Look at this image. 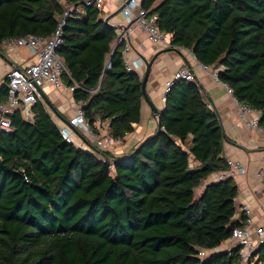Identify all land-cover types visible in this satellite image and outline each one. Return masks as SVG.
Masks as SVG:
<instances>
[{"label":"trees","instance_id":"1","mask_svg":"<svg viewBox=\"0 0 264 264\" xmlns=\"http://www.w3.org/2000/svg\"><path fill=\"white\" fill-rule=\"evenodd\" d=\"M155 2L141 0L171 34L169 48L185 47L202 63L223 65L219 79L260 112L264 125V0ZM70 3L81 8L67 18L57 48L68 69L63 81L83 86L73 94L90 122L110 118L109 133L123 136L141 119L142 76L126 68L125 41L113 50L116 30L97 7L83 0H0V50L10 36L50 35ZM6 94L2 82L0 101ZM33 109L39 114L34 121L16 109L12 129L0 132V264L239 261L238 246L231 255L199 254L229 238L245 214L236 217L232 176L199 189L213 172L228 168V137L198 78L177 79L158 115L161 130L138 150L111 153L112 161L93 143L67 141L40 99ZM256 255L264 260V243Z\"/></svg>","mask_w":264,"mask_h":264},{"label":"crops","instance_id":"2","mask_svg":"<svg viewBox=\"0 0 264 264\" xmlns=\"http://www.w3.org/2000/svg\"><path fill=\"white\" fill-rule=\"evenodd\" d=\"M160 1L162 0H156L155 5L160 3ZM121 5L122 0L108 1L100 15L103 18L107 15H111L109 19L111 23H124L125 17L122 11L114 13ZM78 8L80 9L81 6ZM119 13L121 15H119ZM115 30L117 35L114 43L122 29L118 28ZM169 36H171V34ZM127 42L131 44L132 48L125 54V60L127 58L132 61L138 57H141L143 60L145 58L153 59L146 88L150 97L160 110L164 107L165 103L161 100V94L164 91L166 80L173 76L174 71L182 63H188L194 69L196 78L199 79L203 86L206 99L210 104L211 100L214 102L219 112L223 129L228 137L224 141L223 155L226 158L230 157L238 159L242 165L246 167L245 172L235 171L234 173H231L228 164L226 170L216 171L209 175V177L202 182L199 189L203 190L207 182L211 180H216L224 176H232L238 184V194L235 198L236 207L240 208L243 204H248L252 209L250 216L253 219L254 224L264 226V187L257 176L258 169L264 166V132L252 129L246 120L239 119L236 101L233 96L227 92L222 82L215 79L210 71L204 70L201 67L200 61L196 58L191 49L185 47L170 49L169 46L163 43L149 39L146 33L137 26H132L130 28ZM1 46L0 81L3 80L6 71L10 67L14 65H25L36 59L35 53L27 47ZM145 67L146 66L144 65L137 70L142 77ZM107 75L108 74L105 76ZM65 86L56 87L51 82H46L42 87L55 109H53L43 97L40 98L59 127L68 124L66 121H70L75 117L77 107L80 104V102L75 99L73 91L68 90ZM32 112L33 120L23 119L34 121L39 114L35 112L33 107ZM102 124L109 131L110 118L102 119ZM76 128L77 129L74 131L76 142L86 148H93L91 143L94 144V140L86 133V131L80 128L78 129V127ZM157 129L158 115L143 98L141 119L134 123V129L131 131L130 137L124 144L118 146L116 154L124 153L132 146H137L141 141L146 139V137L154 134ZM192 162L193 164L199 163L194 159H192ZM239 216L240 214L237 213L236 217L238 218ZM234 245V241L229 237L220 245L207 250L210 251V253L224 251ZM257 249L254 250L249 257L252 256Z\"/></svg>","mask_w":264,"mask_h":264},{"label":"built area","instance_id":"3","mask_svg":"<svg viewBox=\"0 0 264 264\" xmlns=\"http://www.w3.org/2000/svg\"><path fill=\"white\" fill-rule=\"evenodd\" d=\"M108 1L117 0H83V3L97 7L101 13ZM122 4H124V6L121 11L124 14L125 22L121 23L122 31L117 36L116 42L125 41L124 56L132 48L131 44L127 42L132 26L140 27L152 41H157L167 46L171 45L170 33L162 31L158 27L157 15L149 14V9L142 5L141 0H122ZM77 7V4H68L58 26L48 36L29 33L10 36L1 40V45L5 47H27L35 53L36 59L25 65H14L10 67L6 71L3 80L0 81V84L2 82L5 83L7 88L6 98L0 101V132L12 129L10 114L16 109L20 110V114L23 118L33 120L32 107L42 98L39 87H43L46 82H51L56 87L66 85L65 87L70 91H74L76 87L83 88V86L77 82L71 84L64 83L63 73L65 71L68 72V69L63 57L57 51V48L63 42V30L66 20L72 10ZM109 65H106V69L109 68ZM125 65L127 70L137 71L140 67L145 65V61L141 57L132 61L126 58ZM200 65L204 70L210 71L216 80L222 82L227 92L233 96L236 101L239 119L246 120L252 129L264 132V125L259 123L260 112L240 102L234 95L233 87L219 79L218 71L224 68L223 65L211 66L202 62H200ZM180 78L189 80L196 79L195 71L188 63L180 64L174 71L173 76L166 80L164 91L161 94V100L163 102L166 101L167 94L175 81ZM99 88L100 83L91 90L96 91ZM76 112L75 117L70 120V123L78 127V129L80 128L86 131L94 140V144L97 148L100 149L101 157L105 161H112L110 158L111 153L113 154L119 145L121 146L128 140L131 131L125 132L123 136H113L109 133L107 128L103 126L102 119L99 116H96L94 121L90 122L81 104L77 107ZM60 130L67 141H73L82 146L80 143L76 142L74 138L75 129L70 124L60 126ZM227 162L230 166L231 173L235 171H246V167L243 166L238 159L227 157ZM257 176L264 187V166L258 169ZM25 178L28 179L27 176H25ZM236 209L239 214L243 212L246 218L243 223L233 228L230 239L234 241V246L239 247L240 258L236 264H246L249 255L264 243V226L254 224L250 216L252 209L248 204H243L240 208L236 207ZM234 246L227 249L229 255L232 254ZM205 251H207V249L203 248L199 251V254Z\"/></svg>","mask_w":264,"mask_h":264},{"label":"water","instance_id":"4","mask_svg":"<svg viewBox=\"0 0 264 264\" xmlns=\"http://www.w3.org/2000/svg\"><path fill=\"white\" fill-rule=\"evenodd\" d=\"M159 4V3H158ZM157 4V5H158ZM155 5V7L157 6ZM124 6V4H122L118 9H116V11L114 13H117V12H120L122 7ZM110 16L111 15H107L106 17H104V20L106 22H108L112 27H114L115 29H118V28H121V24H115V23H111L109 21L110 19ZM121 42H115L114 44V47H113V50L116 48V46L118 44H120ZM113 54V51L111 52L109 58H108V61L106 63V65L108 66L110 64V59H111V56ZM145 71H144V74H143V77H142V92H143V95H144V99L146 100V102L151 106V108L154 110V112L159 115L160 113V109L157 107V105L154 103V101L152 100V98L150 97L148 91H147V88H146V83H147V80H148V77H149V74H150V71H151V66H152V62H153V59H147L145 58ZM39 90L41 92V95L42 97L47 101V103L52 106L53 109H55V107L53 106L52 102L50 101L49 97L47 96V94L43 91V88L42 87H39ZM211 100V99H210ZM211 105L217 110L214 102L211 100ZM218 112V110H217ZM219 114V112H218ZM68 124H70L74 129H77L75 126H73L70 121H66ZM222 124V123H221ZM223 126V125H222ZM162 126H161V121L160 119H158V129L156 131L159 132L161 130ZM155 133V134H156ZM144 141H141L136 147H135V150H138L142 145H143Z\"/></svg>","mask_w":264,"mask_h":264},{"label":"rangeland","instance_id":"5","mask_svg":"<svg viewBox=\"0 0 264 264\" xmlns=\"http://www.w3.org/2000/svg\"><path fill=\"white\" fill-rule=\"evenodd\" d=\"M119 15H121V14L119 13ZM116 151H117V149H116ZM116 151L113 154H116ZM117 154H120V153H117ZM111 171H112L113 174L115 173L113 164L111 165ZM209 253H210V251L207 250V251L201 253L200 255L202 257H205V256H208ZM247 264H264V260H260L259 257L256 256V252H255V253L252 254V256L249 257Z\"/></svg>","mask_w":264,"mask_h":264}]
</instances>
